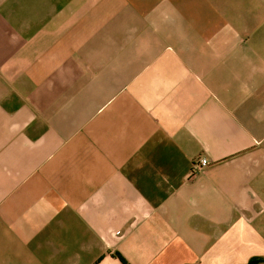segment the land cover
<instances>
[{
	"label": "crops",
	"instance_id": "obj_1",
	"mask_svg": "<svg viewBox=\"0 0 264 264\" xmlns=\"http://www.w3.org/2000/svg\"><path fill=\"white\" fill-rule=\"evenodd\" d=\"M119 256L264 264V0H0V264Z\"/></svg>",
	"mask_w": 264,
	"mask_h": 264
},
{
	"label": "built area",
	"instance_id": "obj_2",
	"mask_svg": "<svg viewBox=\"0 0 264 264\" xmlns=\"http://www.w3.org/2000/svg\"><path fill=\"white\" fill-rule=\"evenodd\" d=\"M208 164H209V160L206 157H202L195 161L193 168L195 170H201L205 168L206 166H208Z\"/></svg>",
	"mask_w": 264,
	"mask_h": 264
},
{
	"label": "trees",
	"instance_id": "obj_3",
	"mask_svg": "<svg viewBox=\"0 0 264 264\" xmlns=\"http://www.w3.org/2000/svg\"><path fill=\"white\" fill-rule=\"evenodd\" d=\"M121 261L125 264H127L126 260L122 257V256H119ZM261 259L259 258H255V259H252L248 264H257Z\"/></svg>",
	"mask_w": 264,
	"mask_h": 264
}]
</instances>
